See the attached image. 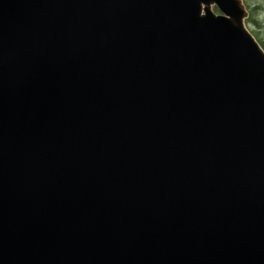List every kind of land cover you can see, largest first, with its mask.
I'll return each instance as SVG.
<instances>
[{
    "label": "water",
    "instance_id": "water-1",
    "mask_svg": "<svg viewBox=\"0 0 264 264\" xmlns=\"http://www.w3.org/2000/svg\"><path fill=\"white\" fill-rule=\"evenodd\" d=\"M248 17L242 0H0V264H264Z\"/></svg>",
    "mask_w": 264,
    "mask_h": 264
},
{
    "label": "rangeland",
    "instance_id": "rangeland-1",
    "mask_svg": "<svg viewBox=\"0 0 264 264\" xmlns=\"http://www.w3.org/2000/svg\"><path fill=\"white\" fill-rule=\"evenodd\" d=\"M250 3H253V7L261 6L262 9L258 10L256 13V19L258 21V25L256 24H248L249 30L254 34L257 40H264V1L263 0H249ZM214 12L219 14L216 8H214Z\"/></svg>",
    "mask_w": 264,
    "mask_h": 264
},
{
    "label": "trees",
    "instance_id": "trees-1",
    "mask_svg": "<svg viewBox=\"0 0 264 264\" xmlns=\"http://www.w3.org/2000/svg\"><path fill=\"white\" fill-rule=\"evenodd\" d=\"M244 3L250 12V18L247 20V24L258 25V21L256 19V13L258 10L262 9V7L261 6L253 7V3H250L249 0H244ZM259 42L261 43L262 47L264 48V40L260 39Z\"/></svg>",
    "mask_w": 264,
    "mask_h": 264
}]
</instances>
